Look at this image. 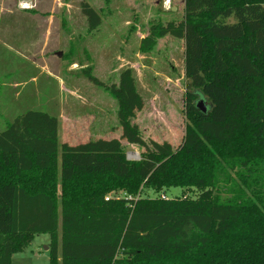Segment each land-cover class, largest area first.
I'll return each mask as SVG.
<instances>
[{"label": "trees", "instance_id": "trees-1", "mask_svg": "<svg viewBox=\"0 0 264 264\" xmlns=\"http://www.w3.org/2000/svg\"><path fill=\"white\" fill-rule=\"evenodd\" d=\"M184 4L181 20L156 22L140 43L148 53L167 36L184 41L182 145L143 137L134 120L145 104L130 68L110 86L82 68L117 101L121 137L61 145L59 119L40 110L7 122L0 264L40 235L50 236V264H264V0ZM81 9L97 30L99 13L87 2ZM123 141L140 149L139 161L127 159ZM171 188L200 194L164 199ZM112 192L122 195L107 201Z\"/></svg>", "mask_w": 264, "mask_h": 264}, {"label": "rangeland", "instance_id": "rangeland-1", "mask_svg": "<svg viewBox=\"0 0 264 264\" xmlns=\"http://www.w3.org/2000/svg\"><path fill=\"white\" fill-rule=\"evenodd\" d=\"M32 1L33 9L21 10L19 0H0V132L26 111L40 110L59 119L61 145L119 139L117 101L89 82L81 69L92 66L93 75L110 86L130 68L145 104L134 120L143 137L174 148L182 145L188 123L184 41L167 36L148 53L140 51V43L156 22L181 20L183 9L167 11L164 0ZM174 1L179 5L182 0ZM82 2L102 18L95 31L89 29ZM200 102L201 97L195 100L196 105ZM123 143L127 159L139 161L140 149ZM134 154L138 157L132 158ZM199 194L171 188L161 195ZM50 243L49 235L35 237L23 253L13 256L12 264H50Z\"/></svg>", "mask_w": 264, "mask_h": 264}, {"label": "built area", "instance_id": "built-area-1", "mask_svg": "<svg viewBox=\"0 0 264 264\" xmlns=\"http://www.w3.org/2000/svg\"><path fill=\"white\" fill-rule=\"evenodd\" d=\"M18 7L21 10H31L34 7L32 0H19ZM163 8L167 11L171 10L172 8V0H164L163 1ZM112 197H107L106 200L108 201ZM165 199V197H163Z\"/></svg>", "mask_w": 264, "mask_h": 264}, {"label": "crops", "instance_id": "crops-1", "mask_svg": "<svg viewBox=\"0 0 264 264\" xmlns=\"http://www.w3.org/2000/svg\"><path fill=\"white\" fill-rule=\"evenodd\" d=\"M172 4H173V6H172L171 10L173 13L179 12L181 9H183V11H184V8H185L184 0H182L181 3L179 2V5L174 0H172Z\"/></svg>", "mask_w": 264, "mask_h": 264}, {"label": "water", "instance_id": "water-1", "mask_svg": "<svg viewBox=\"0 0 264 264\" xmlns=\"http://www.w3.org/2000/svg\"><path fill=\"white\" fill-rule=\"evenodd\" d=\"M197 107L202 113H207V107L205 106V103L203 100H201V102L198 103Z\"/></svg>", "mask_w": 264, "mask_h": 264}, {"label": "bare ground", "instance_id": "bare-ground-1", "mask_svg": "<svg viewBox=\"0 0 264 264\" xmlns=\"http://www.w3.org/2000/svg\"><path fill=\"white\" fill-rule=\"evenodd\" d=\"M131 157H132V158H137L138 155L134 154V155H132Z\"/></svg>", "mask_w": 264, "mask_h": 264}]
</instances>
